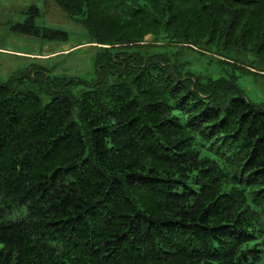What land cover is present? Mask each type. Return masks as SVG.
I'll list each match as a JSON object with an SVG mask.
<instances>
[{
    "label": "trees",
    "instance_id": "obj_1",
    "mask_svg": "<svg viewBox=\"0 0 264 264\" xmlns=\"http://www.w3.org/2000/svg\"><path fill=\"white\" fill-rule=\"evenodd\" d=\"M50 1L96 75L0 83V264H264V0Z\"/></svg>",
    "mask_w": 264,
    "mask_h": 264
},
{
    "label": "rangeland",
    "instance_id": "obj_2",
    "mask_svg": "<svg viewBox=\"0 0 264 264\" xmlns=\"http://www.w3.org/2000/svg\"><path fill=\"white\" fill-rule=\"evenodd\" d=\"M33 6L39 11V15H34L36 25L64 31L67 36L48 39L13 30L17 23L24 22ZM145 40L151 41L152 36H146ZM89 41L87 32L50 0H0V83L17 79L14 82L23 80L32 88L29 77H21L26 71H39L40 68H44L51 77L90 81L96 75L93 61L96 50L87 44ZM244 57L249 62L251 57L247 54ZM191 65L202 76L212 78L227 77L231 68V65L205 66L201 61H193ZM251 65L264 70V66ZM257 73L235 72L237 84L247 99L260 105L264 104V72ZM30 76L33 79L34 73ZM81 87L82 84L76 86L78 89Z\"/></svg>",
    "mask_w": 264,
    "mask_h": 264
}]
</instances>
